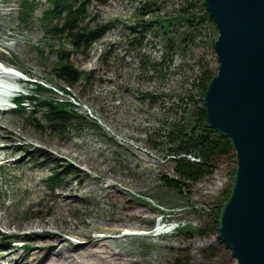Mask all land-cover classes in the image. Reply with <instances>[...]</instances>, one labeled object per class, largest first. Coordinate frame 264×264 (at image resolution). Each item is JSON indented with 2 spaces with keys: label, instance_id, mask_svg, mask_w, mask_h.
<instances>
[{
  "label": "rangeland",
  "instance_id": "rangeland-1",
  "mask_svg": "<svg viewBox=\"0 0 264 264\" xmlns=\"http://www.w3.org/2000/svg\"><path fill=\"white\" fill-rule=\"evenodd\" d=\"M19 1L0 0V57L51 91L25 103L18 114L0 112V145L21 149L0 150V237H7L0 240V249L7 246L0 255L8 254L0 264H34L39 249L79 245L89 236L108 237V245L131 264H236L214 225L233 179L235 155L182 193L158 180L173 174L169 125L183 121L199 102L202 72L217 71L218 33L207 20L188 36L177 24L165 35L157 22L182 12L199 15L203 0H89L81 26L108 28L89 49L71 56L74 68L85 73L73 84L52 74L60 42L66 50L71 46L42 28L48 1L33 3L27 24L19 20ZM180 35L186 38L181 45ZM22 86L35 94V84ZM42 98L63 102L75 114H66L55 129L37 101ZM8 133L17 139L6 141ZM53 175L58 182L50 188ZM128 210H140L142 217L116 224ZM162 220L181 227L160 232ZM27 221L43 225L14 228ZM4 222L10 227H2ZM12 239L18 245L8 244Z\"/></svg>",
  "mask_w": 264,
  "mask_h": 264
},
{
  "label": "water",
  "instance_id": "water-1",
  "mask_svg": "<svg viewBox=\"0 0 264 264\" xmlns=\"http://www.w3.org/2000/svg\"><path fill=\"white\" fill-rule=\"evenodd\" d=\"M217 29V71L203 96L206 124L235 155L217 234L236 264H264V0H203Z\"/></svg>",
  "mask_w": 264,
  "mask_h": 264
},
{
  "label": "trees",
  "instance_id": "trees-1",
  "mask_svg": "<svg viewBox=\"0 0 264 264\" xmlns=\"http://www.w3.org/2000/svg\"><path fill=\"white\" fill-rule=\"evenodd\" d=\"M29 3L24 1L20 4L21 14L20 20L27 21L31 17L34 10V2ZM48 7L42 13L41 26L45 33L51 38L60 42L66 39L71 46V50H66L64 43L60 45V50L57 51L58 57L56 66L53 68L52 74L56 79L67 84H73L79 79L83 78L85 73L74 68L71 62V56L78 51H86L90 48L93 42L100 39L107 31V25H94L93 27L81 26L86 15V6L89 0H47ZM202 13L197 15L195 13L182 12L177 16L170 18H162L159 23L165 35L172 31V26L177 24L180 27L186 28L187 36L190 34L189 30L194 26H198L204 21H211L204 5H202ZM146 25H150L152 21H145ZM147 28L145 31H149ZM186 38L180 35L177 37V42L181 45ZM215 75L210 70H204L200 75L199 83L196 85L199 93V102L194 103V107L186 115L181 122L169 125L167 132L168 139L172 145L171 154L173 163V174H162L159 177V183L163 188L177 193L187 191L192 185L199 182L205 177L213 175L218 166L225 159H234L233 147L231 142L217 131L209 128L206 124L205 112L203 106V96L208 83ZM47 91L46 88L37 85L33 90V98ZM43 107V112L46 115L45 120L55 129L61 128L66 120V114L73 113L67 110V104L58 103L52 100L45 102V100H37ZM69 105V104H68ZM188 155L196 160L190 159ZM233 172L231 173L232 177ZM49 187L53 188L58 182V177L53 175L49 178ZM231 185V183H230ZM230 185L225 190L224 200L227 199L230 192ZM55 199L64 204V199L58 192L55 194ZM223 200V201H224ZM222 201V202H223ZM130 209V208H128ZM220 209V208H219ZM219 209L214 212V225H217V218ZM142 211L128 210L120 220L115 223L129 224L133 223V219L141 218ZM188 233L192 229L187 230ZM92 237H88L90 240ZM109 238H102L91 240L83 244H65V248H57L55 246H47L39 249L32 256L34 264H54L79 262L82 264H131L123 254L114 251L109 245ZM45 261L42 262V259ZM135 263L137 261H134ZM200 264V263H198Z\"/></svg>",
  "mask_w": 264,
  "mask_h": 264
},
{
  "label": "bare ground",
  "instance_id": "bare-ground-1",
  "mask_svg": "<svg viewBox=\"0 0 264 264\" xmlns=\"http://www.w3.org/2000/svg\"><path fill=\"white\" fill-rule=\"evenodd\" d=\"M0 30H1V26H0ZM2 31H3V29H2ZM0 60H1V58H0ZM2 64H5V65H10L8 68H10V70L12 69V68H15V69H18L15 65H13V63H11V62H9V61H7V60H3L2 59V62H1ZM14 69V70H15ZM0 73H2V72H0ZM2 75H3V80L4 81H7V82H9L8 84H9V86H8V89L11 87L10 86V84H14V80H15V78H14V76L12 77L10 74H6V73H2ZM0 128H1V125H0ZM19 136V135H18ZM0 138H1V136H0ZM6 141H13V140H15V139H17V135L16 134H7L6 135V138H4ZM21 147L20 148H23V147H25V146H27V144L26 143H24L23 145H20ZM14 150V151H16V152H18V150H21V149H19V147H10L9 146V143L8 142H6V144H3V145H0V150H2V151H4V150ZM10 152V151H9ZM13 152V151H12ZM15 153V152H14ZM22 158V157H21ZM0 224H1V221H0ZM14 225V228L15 229H20L21 227H24L25 229H28V228H35V227H39V225H43L41 222H34V221H27L26 222V224H24V225H22V224H18V223H14L13 224ZM161 226V225H160ZM2 227H4V228H7V227H10V224L9 223H7V222H4L3 223V226ZM158 228V227H157ZM163 229V228H162ZM170 229H163V230H160V232H168ZM128 232V231H127ZM130 232V231H129ZM135 233V232H134ZM106 237V236H105ZM120 237V236H119ZM91 240H94V239H90V240H87V241H85L84 243H88V242H90ZM80 244H83V243H80ZM7 255L8 254H6V255H4V254H2V255H0V257L2 258V259H6L7 258Z\"/></svg>",
  "mask_w": 264,
  "mask_h": 264
},
{
  "label": "built area",
  "instance_id": "built-area-1",
  "mask_svg": "<svg viewBox=\"0 0 264 264\" xmlns=\"http://www.w3.org/2000/svg\"><path fill=\"white\" fill-rule=\"evenodd\" d=\"M189 157H190V155H189ZM192 160H196L195 158H193V157H190Z\"/></svg>",
  "mask_w": 264,
  "mask_h": 264
}]
</instances>
